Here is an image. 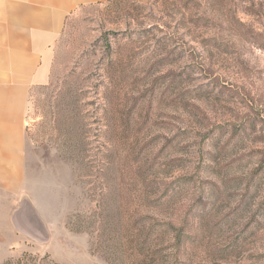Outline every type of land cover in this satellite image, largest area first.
Listing matches in <instances>:
<instances>
[{
    "label": "rangeland",
    "instance_id": "obj_1",
    "mask_svg": "<svg viewBox=\"0 0 264 264\" xmlns=\"http://www.w3.org/2000/svg\"><path fill=\"white\" fill-rule=\"evenodd\" d=\"M110 1L31 92L0 264H264V0Z\"/></svg>",
    "mask_w": 264,
    "mask_h": 264
},
{
    "label": "crops",
    "instance_id": "obj_2",
    "mask_svg": "<svg viewBox=\"0 0 264 264\" xmlns=\"http://www.w3.org/2000/svg\"><path fill=\"white\" fill-rule=\"evenodd\" d=\"M108 1L0 0V206L24 187L31 92L50 83L67 19Z\"/></svg>",
    "mask_w": 264,
    "mask_h": 264
},
{
    "label": "water",
    "instance_id": "obj_3",
    "mask_svg": "<svg viewBox=\"0 0 264 264\" xmlns=\"http://www.w3.org/2000/svg\"><path fill=\"white\" fill-rule=\"evenodd\" d=\"M32 213H33L34 219H35L37 222H39V219L37 218L36 213H35L34 211H33Z\"/></svg>",
    "mask_w": 264,
    "mask_h": 264
},
{
    "label": "trees",
    "instance_id": "obj_4",
    "mask_svg": "<svg viewBox=\"0 0 264 264\" xmlns=\"http://www.w3.org/2000/svg\"><path fill=\"white\" fill-rule=\"evenodd\" d=\"M119 0H111L110 2H118Z\"/></svg>",
    "mask_w": 264,
    "mask_h": 264
}]
</instances>
